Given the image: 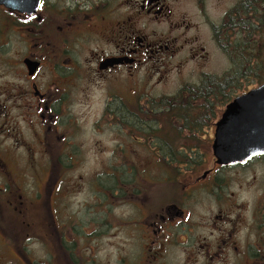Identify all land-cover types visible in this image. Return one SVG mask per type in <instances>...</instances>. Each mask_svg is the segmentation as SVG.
<instances>
[{
  "label": "flooded vegetation",
  "instance_id": "obj_1",
  "mask_svg": "<svg viewBox=\"0 0 264 264\" xmlns=\"http://www.w3.org/2000/svg\"><path fill=\"white\" fill-rule=\"evenodd\" d=\"M222 1L0 0V218L10 214L26 228L36 213L58 227L61 183L89 152L77 136L110 126L125 143L114 154L118 162H132L129 154L141 148L156 165L144 187L135 165L110 176L113 186L106 172L93 184L101 228L109 225V203L130 207L128 218L116 219L136 247L129 264H264V156L218 164L217 122L189 126L183 115L195 102L189 83L162 90L171 85V62L178 71L207 64L215 52L234 61L228 49H243L248 61L260 47L264 0ZM143 81L154 91L140 93ZM93 88L100 89V116L84 128L76 108L85 118ZM234 175L245 183L234 186Z\"/></svg>",
  "mask_w": 264,
  "mask_h": 264
},
{
  "label": "rangeland",
  "instance_id": "obj_2",
  "mask_svg": "<svg viewBox=\"0 0 264 264\" xmlns=\"http://www.w3.org/2000/svg\"><path fill=\"white\" fill-rule=\"evenodd\" d=\"M232 0H223L219 2L220 6L225 2H231ZM214 12L213 15H216ZM264 34L259 45H256L257 49H261L262 60L264 61ZM236 49H228V52L235 53ZM233 61H229L228 58L221 52H215L213 59L207 64H201L196 66L192 62L183 64L178 71L174 69L175 62H171L170 70V87L162 90H169L172 93L179 90V84L182 81L184 84L189 83V89L195 88V84L200 81L201 75H210L211 77L226 78L228 74L233 72ZM257 74L244 80L242 83L245 85L239 93H231L226 95L229 97L223 99L222 95L216 101L214 112L211 116V126L215 122H218L222 113H224L226 102L232 101L235 97L247 93L248 91L258 88L264 84V72L260 78ZM175 84H173V82ZM159 90L156 88L155 91ZM140 93L149 94L154 91L152 84L143 81L140 83ZM229 89H225L223 93L228 92ZM228 94V93H226ZM96 95L95 98L93 96ZM90 96L92 99L89 112H85L82 117V107L79 105L76 115H80V126L86 128L91 124L97 122L100 116L101 101L100 89L93 88L90 90ZM82 99V98H80ZM180 99V97L178 98ZM174 101V100H173ZM196 101V100H195ZM195 105H199V102H194ZM195 113H192V112ZM198 113L197 108L189 109L184 116L196 117ZM181 114V112L179 113ZM143 117L148 116L144 115ZM175 115H172V121L174 122ZM158 119L157 116L153 118ZM164 122H166L164 120ZM176 124H181L178 122ZM92 132L84 130L77 138L85 144L84 151L88 148L87 159L83 160L74 171L70 172L67 178H64L63 189L59 191L60 196L55 201V206L58 200H61L58 204L57 212H55V218L62 219L60 222L57 219L58 227H53L49 220L45 223L39 222V218L35 213L31 218L36 224H32L30 227L19 226L16 222H13L9 215L0 218V264H129L133 260L131 251L134 253L136 247L131 246L127 238L126 232H120L119 227H116V219H119L121 215L124 218L130 216V207L124 204H112L108 205L107 218L108 227L107 230L99 226V220L102 219L100 213L101 205H96L94 202L98 200L96 193L94 192V182L99 178L100 174L107 173L109 179V185L113 186L115 179L110 176H116L120 174L124 169L131 168L132 165L139 170L138 181L142 186H146V182L150 177L151 172L155 171V162L152 161L151 152L149 149H137V154H129L132 162L122 164L114 158L115 152L118 150L120 140L115 141V137L110 134V126H91ZM102 128L106 129L104 131ZM100 133L102 135L98 136ZM96 145V146H95ZM95 149H98L97 154ZM100 150V151H99ZM102 150V151H101ZM212 163H205V167H209ZM124 165V166H122ZM147 177V178H146ZM238 175H234V178H238ZM146 178V179H145ZM45 179H42L44 182ZM234 186H238V183L243 185L244 179H234ZM44 184V183H42ZM92 184V187H91ZM49 187L48 190H50ZM115 189V188H113ZM47 190V191H48ZM110 193V192H109ZM64 195L66 197L64 198ZM51 192H47L43 195V199L46 203L51 199ZM44 206H42L43 208ZM47 208L48 205H47ZM51 212H45V219L51 220ZM67 217L72 218L73 221L67 222ZM4 219L8 220L7 224ZM22 225V224H21ZM116 227V229H115ZM105 230L106 233H103ZM127 261V263H125Z\"/></svg>",
  "mask_w": 264,
  "mask_h": 264
},
{
  "label": "water",
  "instance_id": "obj_3",
  "mask_svg": "<svg viewBox=\"0 0 264 264\" xmlns=\"http://www.w3.org/2000/svg\"><path fill=\"white\" fill-rule=\"evenodd\" d=\"M215 126L213 153L218 164L244 165L264 156V84L233 99Z\"/></svg>",
  "mask_w": 264,
  "mask_h": 264
},
{
  "label": "trees",
  "instance_id": "obj_4",
  "mask_svg": "<svg viewBox=\"0 0 264 264\" xmlns=\"http://www.w3.org/2000/svg\"><path fill=\"white\" fill-rule=\"evenodd\" d=\"M227 54L233 60V72L228 74L226 78H217V77H209L205 81L201 83L200 86L192 88L191 91L194 92L192 96V100H196L201 105L196 106L198 113L196 117H190L187 122L189 126H206L211 123V107L214 105V101L218 96L224 95V90L234 88L235 93H239L241 89L247 85H243V81L248 79L249 77L254 76L257 71L260 74H257L260 78L261 74L264 72V61L262 60L261 50L252 49L251 59L246 61L244 58L243 49H236L235 53L226 51ZM232 87V88H231ZM198 93V95H197ZM228 93V92H226ZM229 97H226V99ZM180 100V99H179ZM178 100V101H179ZM195 101V102H196ZM191 110L195 108L192 104H189ZM188 111V110H187ZM175 112V111H173ZM192 113H195L194 111ZM188 117V116H187ZM208 121V122H207Z\"/></svg>",
  "mask_w": 264,
  "mask_h": 264
}]
</instances>
